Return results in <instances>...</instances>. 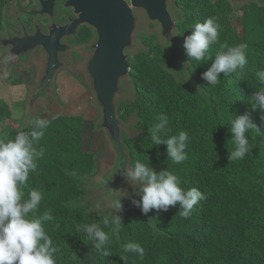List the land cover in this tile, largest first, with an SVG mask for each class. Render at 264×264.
<instances>
[{
    "label": "trees",
    "instance_id": "1",
    "mask_svg": "<svg viewBox=\"0 0 264 264\" xmlns=\"http://www.w3.org/2000/svg\"><path fill=\"white\" fill-rule=\"evenodd\" d=\"M260 1L263 4L241 8L239 35L227 17L229 2L176 0L182 13L176 25L177 50L181 61L188 62L186 72L191 77L211 67L221 45H248L243 72L238 69L227 77L220 73L217 85L204 84L197 91L178 82L174 73L162 68L170 59L162 49L154 56L135 53L128 62L129 79L138 94L131 104L121 105L123 111L117 107V115L125 120L136 112L142 128L136 139L123 137L130 168L139 159L156 173L169 170L176 174L182 188H195L206 195L193 206L188 218L179 216L182 209L177 204L167 211L151 209L152 223L143 218L124 219L118 239H111V255H100L83 233L75 231L77 224L90 221L81 209L70 205L80 196L76 178L90 175L94 167L93 155L83 150L82 120L62 116L46 119L49 126L36 145L43 148L44 155L23 191L24 198L30 189L41 191L37 215L50 211L55 218L44 227L57 249V264H264V110H253L249 102L264 87L257 76L264 70V0ZM209 17L220 25L218 41L210 45L206 60L189 61L184 40L191 35L194 23ZM160 114L168 117L169 135L188 133L187 159L180 164L168 159L165 145L151 142L150 130ZM245 114L255 126L245 134L250 149L243 159L232 162L229 122ZM10 116L9 107L0 100V123ZM31 130V124L22 129ZM16 134L3 130L0 137L13 139ZM127 243L139 244L144 249L143 258L124 252Z\"/></svg>",
    "mask_w": 264,
    "mask_h": 264
},
{
    "label": "clouds",
    "instance_id": "2",
    "mask_svg": "<svg viewBox=\"0 0 264 264\" xmlns=\"http://www.w3.org/2000/svg\"><path fill=\"white\" fill-rule=\"evenodd\" d=\"M191 29V35L185 38L183 47L189 61L200 63L206 60L210 45L218 41L220 25L215 18L209 17L202 23H194ZM247 48L246 43L233 47L221 45L222 50L215 54L211 67L202 74V78L210 85H217L218 74L223 73L227 77L238 69L243 72L247 63ZM181 73L186 80L189 73ZM257 76L259 82L264 84V70L259 71ZM249 102L253 110H264V87L256 91ZM156 120L158 122L150 130L151 142L154 145H165L167 157L173 164L182 163L187 159L185 149L188 133L180 131L176 135H169L168 117L160 114ZM30 123L31 131H19L13 139L0 137V264H57V249L44 227L55 218L50 211L37 215L43 199L41 191L30 189L27 198H24L23 189L27 187L29 176L37 171L38 161L44 155L43 148L38 149L36 145L44 137V130L50 122L46 119H33ZM229 124L233 137L230 161L233 162L243 159L249 152L250 144L245 134L255 126L246 114L231 119ZM125 176L138 189L134 194L140 199L133 200L132 203L144 214L150 209L167 211L169 206L179 204L182 209L179 216L186 219L191 215L193 206L207 198L195 188H182L181 179L173 172L165 170L156 173L148 163L139 159L126 171ZM120 199H111L107 205L110 211L104 216L102 223L109 229L108 232L99 223L77 224L75 227V231L83 233L103 257L111 255V239H118L121 220L112 212L122 208ZM59 227L56 224V228ZM123 250L135 252L141 258L144 256V249L137 243H127L123 245Z\"/></svg>",
    "mask_w": 264,
    "mask_h": 264
},
{
    "label": "rangeland",
    "instance_id": "3",
    "mask_svg": "<svg viewBox=\"0 0 264 264\" xmlns=\"http://www.w3.org/2000/svg\"><path fill=\"white\" fill-rule=\"evenodd\" d=\"M217 1V0H212ZM229 2L231 9L228 12V19L235 32L242 34L240 18L242 15L241 8L248 4H263L260 0H224ZM174 10V8H173ZM179 17L182 16L180 10L175 11ZM133 43L136 45V50L133 54H149L154 56L157 49H163L159 42L157 33H149L146 31V23L143 18H140L139 26L135 32ZM5 54L0 52V61ZM189 67L188 62H180L171 58L162 63V68L166 72H173L178 82L184 83L193 89L200 91L201 86L208 84L202 75L191 77L184 80L181 73L186 72ZM43 70V60L40 54H34L28 64H17L12 66L8 75H5L4 68L0 65V100L5 103L11 112L8 120L0 123V135L3 130L10 132L22 131L28 117L27 102L30 98V93L37 85ZM56 78L53 79L52 96L46 97L44 101L36 104L33 119H47L52 116L62 117H79L82 120V142L83 150L91 153L94 158V167L90 175L82 178H76L80 196L77 201L70 205L74 208H79L83 211L84 216L90 223H99L102 221L110 209L107 205L110 203V198L101 199L100 192L92 189L91 184L96 185L103 181L108 173L109 167L113 163V151L108 144L103 131H97L96 126L101 120V111L95 104V98L92 93L88 78L83 71H74L73 69H62L59 71ZM84 73V75H83ZM181 73V74H179ZM123 85L130 89V95L125 99H117L116 105L118 109L123 111L125 104H131L136 98V90L130 79L123 82ZM121 122L127 126V130L122 133V137L126 139H136L142 133V128L138 124L136 112H131ZM91 183L90 185L88 184ZM120 199L122 208L119 211L112 212L120 218L121 222L124 219L135 220L137 218L151 219V209L147 214L141 212V209L135 206L132 201L139 199L132 194L128 187L118 189L112 199Z\"/></svg>",
    "mask_w": 264,
    "mask_h": 264
},
{
    "label": "water",
    "instance_id": "4",
    "mask_svg": "<svg viewBox=\"0 0 264 264\" xmlns=\"http://www.w3.org/2000/svg\"><path fill=\"white\" fill-rule=\"evenodd\" d=\"M107 7L109 10L112 8L111 5ZM113 9L115 16L110 21L114 23V34L105 35L101 29L96 32L95 41L88 49L90 57L84 66L95 104L101 111V120L96 130L103 131L114 158L103 181L96 185L88 182L92 189L100 192L102 200L107 197L112 199V195L123 187H128L132 194L138 191L125 176L130 168V156L122 133L127 130V126L118 118L116 105L117 99H125L130 95V89L123 82L129 79L128 62L136 50L132 34L138 21L137 13H141L140 18L145 21L147 32L157 33L159 42L170 58L182 62L176 43V25L180 20L175 13L178 10L176 0H131L129 3L113 5ZM47 39L36 35L17 38L12 42L14 48L0 61L8 75L12 66L28 64L35 49L41 48L44 52L43 70L36 87L30 93L27 102L28 117L22 129L31 124L36 104L52 96L55 74L67 64L58 59L54 52L56 48ZM21 47L24 49L21 50Z\"/></svg>",
    "mask_w": 264,
    "mask_h": 264
},
{
    "label": "flooded vegetation",
    "instance_id": "5",
    "mask_svg": "<svg viewBox=\"0 0 264 264\" xmlns=\"http://www.w3.org/2000/svg\"><path fill=\"white\" fill-rule=\"evenodd\" d=\"M131 0H0V52L7 54L17 38L36 35L48 38L53 44L58 59L67 63L62 69L85 72L84 66L90 57L88 49L95 41L96 32L114 34L113 5ZM108 5L112 8L109 10ZM141 13L132 37L138 29ZM111 32H110V30ZM147 31V30H146ZM24 47H21L23 50ZM19 47H17V50ZM45 56L41 48L32 51ZM84 75V73H83Z\"/></svg>",
    "mask_w": 264,
    "mask_h": 264
}]
</instances>
